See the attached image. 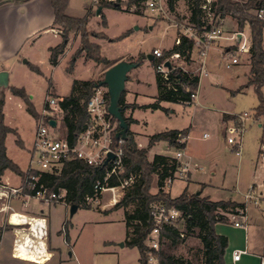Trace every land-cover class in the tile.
<instances>
[{"label": "rangeland", "instance_id": "rangeland-1", "mask_svg": "<svg viewBox=\"0 0 264 264\" xmlns=\"http://www.w3.org/2000/svg\"><path fill=\"white\" fill-rule=\"evenodd\" d=\"M233 1L244 3L248 0ZM88 10H91V15L87 28L91 33L98 35L92 36L91 41L100 44L102 56L112 63L122 58L126 59L130 54L138 56L141 52H153L156 48L168 47L174 39V23L186 25L190 17L187 0H178L174 12L170 11L167 15L160 17L151 14L145 7L138 8L139 13L131 12L124 3L121 8L104 7L102 9L106 21L104 23L102 15H97L98 8L93 6L92 0H70L68 11L71 15L84 17ZM235 22L236 20L231 15H227L222 20L221 27L223 29L224 25ZM152 26L153 29H151ZM228 29L229 25L224 27L223 35L212 43V48L209 50L208 75L202 76L198 97L191 105L163 102V107L167 109L144 108L141 112H136V117L143 121L133 124L132 130L136 132L134 136L138 146L148 150L149 160H152L156 154L174 155L176 153L177 148L168 149L165 141L149 146L150 136L166 130H187L188 140L185 151L204 152L213 146L224 145L231 152L232 148L224 137L223 112L233 115L248 112L253 116V110L259 101L254 87L247 85L248 71L251 67L250 56L244 58L245 55L237 53L240 60L238 64H231V59L225 57V51L232 50L234 47L227 45L236 44L233 34ZM246 30V36L249 38V26H246ZM78 42L79 39H71L69 46L73 43L75 47ZM77 48L71 57H74ZM194 55H197L196 52ZM147 57L148 54L140 66L130 71L131 82L127 84V91L138 88L143 92L144 95L141 96L140 101L144 103L154 102L157 94L155 67ZM24 60L26 58H22L20 62L22 63L21 69L13 72L11 83L17 87H25L29 96H33L31 100L38 110L44 109L45 101L49 96H69L72 92L73 81L76 79L96 80L99 78L102 80L105 73L103 70L107 68L104 64H98L93 60L86 61L79 56L74 61L72 72L69 71V67L73 58H68L63 59L55 68L48 61L42 62L40 66L44 74L40 75L24 67ZM228 64H230L229 67ZM183 66L187 68L186 64ZM197 68L198 66L190 64L187 70L197 72ZM11 86L4 87L2 90L6 92ZM238 89L241 90L237 91ZM5 114L6 124L12 128H18L20 138L26 145V148L19 147L16 143V136L9 134L7 140L9 155L25 168L23 170L25 172L29 166L30 149L35 139L36 119L28 113L25 104L19 98L9 97V95L6 99ZM59 132L63 134L60 130ZM205 133L210 136L208 139L203 138ZM260 133L258 123H254L253 118L247 120L243 132V161L240 163L234 155H228L224 160L226 170L224 186L230 190L235 189L238 170L242 184L247 183L250 171L254 169L251 159H254L261 147ZM179 135H181V141L186 142L185 134ZM259 161L264 162L262 154H259ZM183 187L184 183L177 181L169 194L177 197ZM158 191L159 187L155 177L151 193L156 194ZM232 195H236L234 190L228 193V196ZM101 197V202H91V208L79 207L73 216L70 215V209H67L65 203L46 206L39 200L30 199L27 208L22 207L21 203L17 205L25 213L42 209L50 217L51 243L57 251L55 264H140L138 249L125 245L124 210L103 212L102 210L105 209L103 204L111 197V194L105 192ZM64 220L69 222V245L63 242L65 235L61 229ZM5 225L6 222H3L2 226ZM180 231L184 233V237H181L177 244L173 245L169 241H164L160 250L183 260L184 264H204L203 246L198 238V231L188 233L185 224L180 227ZM11 241V234L6 233L3 243H0V263L1 259L12 261L9 256ZM13 261L17 264H29L21 260ZM47 264H52V262Z\"/></svg>", "mask_w": 264, "mask_h": 264}, {"label": "trees", "instance_id": "trees-1", "mask_svg": "<svg viewBox=\"0 0 264 264\" xmlns=\"http://www.w3.org/2000/svg\"><path fill=\"white\" fill-rule=\"evenodd\" d=\"M30 0H0V5L15 2L25 3ZM178 0H168V6L171 12L176 9ZM190 10L189 23L199 31L210 26L206 20L205 11L202 6L205 0H187ZM142 0H129L126 6L129 10L131 5L141 7ZM54 10V26L61 30L62 42L56 47L51 48L50 62L53 66L58 64L59 55L62 54L67 46L72 33L80 36V47L77 49L69 71H73L74 61L84 54L86 60H93L98 64H104L110 67L114 63L104 58L101 54V46L91 41L92 36H98L91 33L88 28V21L91 10L84 17H73L67 14V8L70 0H51ZM264 4V0H248L244 3L233 0H215L212 10L220 17L224 18L231 15L238 24L239 32H243L246 26L250 28V63L251 67L248 75V86H253L258 97V105L253 110V118L261 120L262 135L260 138L261 145H264V21L256 17L254 11ZM104 7L121 8L122 4L105 3ZM139 13V10L134 11ZM100 15L105 17L102 12ZM101 35H104L101 33ZM103 37V36H99ZM194 48V41L182 37L180 45H175L171 50L164 52L162 58H155L152 65L155 67L162 63L171 53H180L186 63L191 62V54ZM232 49H235L232 48ZM145 56H139L136 63H142ZM134 61V58H130ZM29 67L37 74H42L38 66L29 63ZM158 86V95L152 104L143 106L154 110L165 109L161 103L169 102L176 104L191 105L194 101L191 97L193 93L198 92L200 77L192 75L189 72L177 68L174 70L169 80H165L156 72ZM100 81L95 80H74L72 92L69 96L64 97L60 102L61 113L55 115L56 120L61 122V134L71 144H74L78 135L86 128L89 117L87 113V102L93 94L94 88ZM12 95L20 98L28 111L36 120L40 118L33 102L27 91L23 87H10ZM6 104V92L0 88V179L7 170L23 177L25 172L7 155L6 138L9 134L16 136V143L19 147L24 148V143L20 138L18 130L7 125L5 122L4 107ZM120 105L124 107L123 115L128 124L135 123V120L126 114L127 108H136L138 106H127L125 103V91L121 97ZM185 134L187 130H168L153 134L149 138V146L157 142L166 141L170 147L183 149L185 142H181L179 134ZM125 166L126 171L120 178L112 177L105 183L106 169L104 167H92L79 160L66 162L59 174L44 173L41 183L46 185L52 191L64 190L65 203L69 206L77 205L78 207L91 208V203L87 201L88 197H94L95 185L100 182L108 187L120 185V179H124L129 174H135V182L128 187L121 199L115 204L113 210H124V222L126 226L125 244L132 248H137L140 254V264H148L151 254L158 257L160 264H184L183 260L175 258L161 250L155 251L148 248L146 240L151 233L154 223L151 215V205L156 201H165L168 205L174 206L183 212L185 218V227L188 233L198 231V238L203 246L204 264H225L224 255L228 245L226 237L218 235L215 232V225L224 221V214H231L239 209H245V204L234 201H212L209 197H202L201 194L189 193L186 190L177 197H172L168 192L161 189L164 181L173 176L177 171L179 163L171 156L156 154L152 160L148 159V150L140 148L135 141L134 134L129 130L128 138L124 144ZM263 153V150L261 151ZM156 177L159 191L156 194L151 193V187ZM66 231L69 230V222L65 223ZM12 229L11 225L0 226V242L4 231ZM68 235V234H67ZM69 237L67 236V239ZM181 239L178 229L166 227L163 230L162 244L164 241L177 244Z\"/></svg>", "mask_w": 264, "mask_h": 264}, {"label": "built area", "instance_id": "built-area-1", "mask_svg": "<svg viewBox=\"0 0 264 264\" xmlns=\"http://www.w3.org/2000/svg\"><path fill=\"white\" fill-rule=\"evenodd\" d=\"M129 0H92L94 7L99 8L102 4H124ZM214 0H205L202 9L205 11L206 20L210 28L205 27L202 31L196 29L189 22L186 25L174 23L177 29L178 36L175 40V45H180L182 37H187L194 41V48L191 54L196 51L197 72L187 70L179 61L185 62L180 53H171L166 59L156 66L155 71L160 74L165 80H169L171 73L177 68L191 73L192 75H208L207 59L212 43L219 39L224 30L221 27L223 18L216 16L213 8ZM145 7L147 11L154 14L156 17L167 15L170 12L167 0H142L141 7ZM138 10L136 5H131L129 11ZM257 18L264 21V4L254 11ZM60 33V31L58 32ZM233 35L237 42L235 49L225 51V57L231 59V64H237V53L250 55L251 41L242 34ZM155 58H162L164 51L155 49L153 51ZM166 62H170L171 67H167ZM186 63V62H185ZM230 64H228V67ZM193 101L198 97V92L191 95ZM63 97L49 96L44 105V109L40 118L36 120L37 128L35 130V139L31 148L30 162L25 175L21 177V182L17 186L11 185L9 182L0 179V212L7 214L6 224L12 226L14 234L12 257L18 260H24L22 255L25 253L40 255L42 250L49 251V224L47 218L43 216H33L25 214L10 204L12 199L23 198L24 205L27 206V199H36L43 204L50 206L58 203H65L64 190L59 192L50 190L46 185L41 183V178L44 173L59 174L66 162L71 160H79L92 167H104L106 169V177L104 182L112 177L120 178L126 171L125 166V139L117 138L120 131L118 121L110 114L109 104L110 97L107 86H95L92 96L87 102L88 123L86 128L78 135L74 144H71L59 132L61 124L59 120L54 118L55 115L61 113L60 102ZM253 116L244 112L234 115L233 120L226 126V141L232 147L233 152L240 156L243 150V132L245 123ZM51 120L57 122L56 126L51 125ZM61 131V130H60ZM181 137V135H179ZM205 138L208 134H205ZM262 158H264V145H262ZM113 154L112 159H108V155ZM179 163L177 171L173 176L164 181L161 189L165 192L173 186L174 182L187 181L191 172L197 170L199 166L186 156L183 149L176 151L175 157ZM136 180L135 174H129L124 179H120V185L108 187L105 184L98 182L95 187L94 197H88L89 203H99L104 192L111 194V202H117L123 196L124 191L130 187ZM250 197V195L248 196ZM66 204V203H65ZM151 215L154 227L148 235L146 245L151 250L159 251L164 228L172 227L179 230L180 236L184 237V233L180 231V227L185 224L183 212L174 206L168 205L165 201H156L151 205ZM22 219L28 218L26 222H14L13 218ZM247 219L246 210L239 209L236 212L229 214V220L235 227H243ZM63 232H66V225L63 224ZM45 238V246L42 240L37 237ZM50 252V251H49ZM51 253V252H50ZM52 254V253H51ZM241 253L234 256L235 260L240 258ZM25 261V260H24ZM1 264V263H0ZM148 264H160L158 257L151 254L148 259Z\"/></svg>", "mask_w": 264, "mask_h": 264}, {"label": "crops", "instance_id": "crops-1", "mask_svg": "<svg viewBox=\"0 0 264 264\" xmlns=\"http://www.w3.org/2000/svg\"><path fill=\"white\" fill-rule=\"evenodd\" d=\"M68 10H69V6L67 8V14L70 16H73L69 13ZM88 11H87V13H88ZM101 12L103 13V11H101ZM73 17H75V16H73ZM54 19H55V15H54V10L52 7L51 0H30V1L25 2V3L8 2V3L0 5V72L1 71L8 72V74H9V85L15 86L11 83V76L16 69H21L20 67H21L22 63H20V62H21L22 58H26V60H27L26 63L24 62V64H25L24 67H27L28 69H30L29 63L32 65L38 66L42 72L41 75L44 74V71L40 66L41 64H43L42 62L48 61L51 64V62H50V57H51L50 49L56 47L58 44H60L62 42L61 33H58L60 30L54 26ZM228 25H229L228 30L233 35L235 33L239 32L237 21L233 24L224 25L223 30H224V27H226ZM151 29H153V26L151 27ZM246 31L247 30L245 27L243 32H239V33H242L244 36H246V33H245ZM249 35H250V33H249ZM177 36H178V32H177V29H175L174 36H173L174 37L173 42L166 48H156V49L163 50V51L164 50L165 51L171 50L175 46V40H176ZM71 39H73V40L79 39V42L75 47H73V45H72L73 43L69 46ZM263 45H264V33H263ZM227 46L236 47V44L235 43L229 44ZM77 47L78 48L80 47V36L77 35L76 33H73L71 35L68 43H67V46H66L64 52L59 55L58 64L63 59L67 60L68 58H73V56L71 57V55ZM213 47H215V46H213ZM217 49L219 50L218 47H217ZM195 52L196 51H194V53ZM141 54H143L145 56L144 59H146L147 54H148V56L151 55L152 60L148 59V61L150 63H152V61L155 59L153 52H145V53L141 52L138 56L130 54L128 58H126V59L122 58V59H119V61H121V60L130 61L129 60L130 58H134L133 62H135V60H137L139 58V56H143ZM209 55H210V52L208 54L207 66L209 63ZM243 55H245L244 58H247L250 56L248 54H243ZM80 56H82L85 59L84 54H81ZM196 56L197 55H194V54L192 55V59H191L190 63H185L182 60L180 61V63L186 64L187 68H188V65H190V64L197 66V62L194 60V59H196ZM235 57L238 58L237 55H235ZM238 60H239V58H238ZM119 61H116L115 63H117ZM130 62H132V61H130ZM239 62H240V60L238 61V63ZM56 66H53V67L55 68ZM108 68L109 67L105 68L103 70V72H105ZM207 71H208V69H207ZM248 74H249V71H248ZM129 75L130 74H128V81L126 83V89H125V103L127 106H138V107L127 108L126 114L128 117L135 120V123H132L130 125V131L133 134H136V132L134 130H132V125L138 124V123L143 121L140 118L136 117V115H135L136 112H141L144 109L143 106H147L149 104H152L153 102H150V103L141 102L140 98L144 94L138 88H135V89L133 88V89L127 91V84L131 82L130 81L131 77ZM155 75H156V71H155ZM202 76L203 75L199 76L200 81H201ZM89 80H93V79H89ZM95 81H101V79L98 78ZM247 81H248V79H247ZM156 85H157V80H156ZM15 87H17V86H15ZM5 88H7V87H5ZM23 88H25V87H23ZM240 90L241 89H238L237 91H240ZM26 91L29 95V92L27 89H26ZM8 95H9V97L12 96L13 98L14 97L18 98L16 96L12 95L10 90H6V99L8 98ZM157 95H158V86H157L156 96ZM156 96H155V98H156ZM58 97H62V96H58ZM30 99H33V96H30ZM174 104H176V103H174ZM161 105H162V103H161ZM5 106H6V104H5ZM162 107H163V105H162ZM35 108H36V106H35ZM165 109H167V108H165ZM36 110L40 115L43 112V109L38 110V108H36ZM4 113H5V107H4ZM223 113H224V118H223L222 123H223V128L225 131L224 132V137H225L226 136V126L231 123L234 115L230 114V113H226V112H223ZM5 119H6V114H5ZM253 120H254V123H258V127H260V129H261L260 134L262 135L261 119L255 120L253 118ZM17 130H18V128H17ZM184 130L185 129L178 130V131H184ZM166 131H168V130H166ZM205 134L203 135V138L208 139L210 136L208 135V137L205 138L204 137ZM19 135H20V133H19ZM261 135H260V138H261ZM8 137H9V135L6 138V147H7L8 157L10 159H12L16 164H18L22 170H25V168H23L15 158H12L9 155L8 145H7ZM134 138H135V136H134ZM187 140H188V132H187V139L185 142V147L183 149L184 151L187 148ZM225 140H226V138H225ZM135 141H136V139H135ZM32 145H33V143H32ZM166 147L168 149L173 148V147L169 146L168 142H166ZM24 148H26L25 143H24ZM31 148H32V146H31ZM177 150L178 149H176V151ZM261 151H262V145H261L260 149L258 150L257 155H255L254 159H251V164L254 166V169L252 171H250V175L248 177L249 179L247 178V183L245 185L242 184V180H241L240 174H239L240 171L238 170L236 182H235L236 185H235V187L233 186L235 189H232V190H230L228 187L224 186L225 180H226V170H225V164L223 162L225 159H227L228 155H234L236 158L239 159V161L241 163L243 161L242 160L243 150H242V154L240 156L236 155L233 152V150H231V152H230V149L224 145L218 146V147L213 146L211 149L210 148L206 149L204 152H195L194 153V152H190V151H185L186 156L189 157L193 161L194 164H197L199 166V168L197 170H193L191 172L187 181H181L184 183V187H183L182 192L179 195H181L186 190L189 193L200 192L202 197H209L210 200H212V201H234L237 203L245 204L247 219L245 220V222H244L245 224L243 227H235L230 222L228 213L224 214L225 217H224L223 222H218L215 225V232L218 235L226 237L228 240V245H227V248L225 250V255H224L225 264H264V162L259 161V154H261ZM30 153H31V149H30ZM175 154L174 155L173 154H161V155L171 156L174 158ZM29 162H30V160H29ZM2 180L9 182L13 186H17L21 182V176L15 174L14 172H12L10 170H7L2 177ZM177 181H179V180H177ZM177 181L174 182L173 186L177 183ZM173 186L168 190V193L172 192ZM233 190H234L236 195L235 196L232 195L231 197L228 196L229 191H233ZM249 195H250V197H248ZM27 200H30V199H27ZM24 201H26V199H23V198L12 199L10 201V204L13 207H15L17 210L23 212L21 210L20 206L17 205V203H21L22 207H26V208L29 207L28 206L29 201H28L27 206L24 205ZM101 201H102V197L100 199V202ZM43 205H45V204H43ZM103 206L105 207V209L102 211L105 213H108L110 211H113V207L115 206V204H113L111 202V197H109L107 199V201L103 204ZM66 207H67V209L68 208L70 209L71 206L66 204ZM107 208H109L110 210ZM23 213H25V212H23ZM25 214H29V215H33V216H43V217L47 218L48 224L50 226V220L51 219H49L50 217H48L45 214L44 210H42V209H40L38 211L32 210L30 213H25ZM6 218H7V214L4 212H0V226H2L3 222L6 221ZM66 222H67L66 220L63 221L62 228H63V224ZM68 231H66V232L61 231V232H63L65 235L64 236L65 239L63 242L65 244L69 245L70 244L69 243L70 237H69V235H67ZM57 232H59V231H57ZM6 233H10L12 236L11 248H10V253H9V256H10L12 261H3L1 259V264H17L13 260H18V259H14L12 257V247H13L14 234H13L11 229L4 231V233L2 235L1 242L3 243V237ZM67 236L69 237L68 239H67ZM51 238H52V236L49 233L48 245H49V251L52 253V258L50 261L52 262V264H55L54 260L57 257V251H56V248L51 243ZM239 252L241 253L240 258L238 260H235L234 256H235V254H237ZM21 261H24V260H21ZM50 261H48V262H50ZM24 262H28L29 264H37V263L29 262V261H24ZM48 262L42 263V264H47Z\"/></svg>", "mask_w": 264, "mask_h": 264}, {"label": "water", "instance_id": "water-1", "mask_svg": "<svg viewBox=\"0 0 264 264\" xmlns=\"http://www.w3.org/2000/svg\"><path fill=\"white\" fill-rule=\"evenodd\" d=\"M103 7H99L97 10V15H100ZM242 37V34H239V38ZM148 59L152 60V56L149 55ZM26 63L27 60H24ZM167 67H171L170 62H166L165 64ZM139 64L136 62H130L127 60H122L111 67H109L105 73L103 79L96 84V86H107L108 93L110 97V104H109V112L110 114L118 121L120 131L117 134V138H128V131L130 130V125L128 124L127 120L123 115L124 107L120 105L121 97L123 92L126 89V82L128 81V74L131 70L138 67ZM9 86V74L6 71L0 72V87H8ZM51 125L56 126L57 122L55 120H51ZM114 157L113 154L108 155V159H112ZM198 195L201 193L198 192ZM79 207L77 205H72L70 207V215L73 216ZM124 245V244H123Z\"/></svg>", "mask_w": 264, "mask_h": 264}, {"label": "bare ground", "instance_id": "bare-ground-1", "mask_svg": "<svg viewBox=\"0 0 264 264\" xmlns=\"http://www.w3.org/2000/svg\"><path fill=\"white\" fill-rule=\"evenodd\" d=\"M28 220V218H20V219H17V218H13V221L15 222H26ZM38 240H42V242H44V246H45V238H41L40 236L37 237ZM46 247H44V249L42 250V252H40L41 254L40 255H37V254H29V253H25L22 255L23 259L25 261H29V262H33V263H37V264H42V263H46L48 261L51 260L52 258V254L48 251V250H45Z\"/></svg>", "mask_w": 264, "mask_h": 264}]
</instances>
